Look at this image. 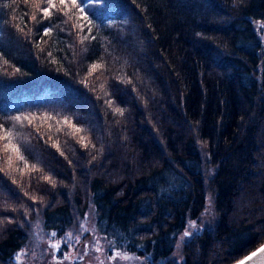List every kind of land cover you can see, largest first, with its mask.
<instances>
[{
	"label": "trees",
	"instance_id": "16d2710c",
	"mask_svg": "<svg viewBox=\"0 0 264 264\" xmlns=\"http://www.w3.org/2000/svg\"><path fill=\"white\" fill-rule=\"evenodd\" d=\"M82 4L93 23L80 36L89 40L81 44L78 30L54 14L58 27L40 52L47 22H32L23 0H0V53L10 62L0 69V118L48 113L84 129L73 136L68 126L56 131L54 120L16 125L22 154L43 171L24 176L22 187L0 172V204L17 209L0 208V264H17L34 219L62 234L89 207L106 248L136 251L141 264L239 259L264 241V27L257 23L264 0ZM97 61L106 70L89 77ZM13 66L21 73L12 75ZM122 75L132 83L115 79ZM81 135L96 148L83 147ZM207 195L209 225L180 240L179 261L177 237L187 218L201 219Z\"/></svg>",
	"mask_w": 264,
	"mask_h": 264
},
{
	"label": "snow or ice",
	"instance_id": "6c2138e0",
	"mask_svg": "<svg viewBox=\"0 0 264 264\" xmlns=\"http://www.w3.org/2000/svg\"><path fill=\"white\" fill-rule=\"evenodd\" d=\"M24 4L29 5L31 8V16L30 19L32 22H35L36 24H45L47 22V25L43 27L39 34L38 41L36 42V48L39 49L40 52H44L45 49L43 48V44L47 43V41L44 39L45 37H51L54 34V29L58 27V25L54 24L52 21V17L54 14H59L63 18V22L65 24L71 23L72 28L77 31V35L79 36V42L81 44L84 43V41L89 40V35H82L80 36V32H82L85 28L88 29L89 34L92 31V20L89 18L88 13L85 11V6L82 4V0H23ZM11 7V4L8 5ZM39 15V19H38ZM260 27H264V21L257 22ZM15 27L18 31L24 32V28L21 27L19 24H16ZM31 32V30H29ZM92 39H95V36L91 37ZM48 57H51V63L58 64L60 63L59 60H57L52 52L47 53ZM0 69H3L6 71V66L9 65V61L3 57V53H0ZM59 70V69H58ZM106 70V65L104 62L97 61L92 63L88 68V76L91 77L95 73L100 72L101 75ZM17 73H21L20 68H16L13 66V72L12 75H16ZM100 77L97 76L96 79H99ZM115 79L120 80L122 83L125 84H131L132 79L131 77H127L126 75L122 76H116ZM84 84H88L89 81L87 78L81 81ZM100 91L103 92L104 96H109L110 94L106 91V85L105 83H100L99 85ZM95 90V89H93ZM100 97H98L99 99ZM105 103L112 108L114 113H118L119 115L123 116L125 109L120 107H113V100L107 99L105 100ZM39 119L40 123H44L48 120H54L57 128L56 131H62L64 126H68L72 131L70 132V135L76 136L78 133H81L84 131V129L76 126L72 123L71 119L67 116L63 117L62 120H58L55 117L51 116L48 113H44L43 116L37 117L35 114H21L17 116H10L6 118H0V161L3 163L0 164V172L4 173L6 176L11 178V182L13 185H17L18 187H22V180L23 177L26 175H29L32 172H42L43 170L38 166V164H29L28 160L25 158V156L22 154L20 146L16 141L17 136L19 135L18 132L15 131L16 125L19 124L21 126L31 125L35 126V121ZM4 120L12 121L14 123H11L9 127H5ZM49 129L52 128V124L48 125ZM37 131H39V128L37 127ZM51 138V137H49ZM78 142L85 148L89 147L91 145L92 148H96L95 144H92L91 141L86 136H79ZM54 146L59 150L60 145L59 142H55ZM102 151V149H101ZM64 153L61 152V155ZM96 157L93 156V159ZM19 162L23 163V167L19 166ZM21 177V179H17V175ZM41 179L47 181L49 184H51L53 187L56 185V180L53 179L51 175H43ZM25 196H29V198L33 201L41 200L42 197H38L36 195L31 194L28 191H24ZM209 202L211 203V198L209 197ZM0 208L4 210H11L12 212H16L17 209L15 206L9 205L6 202L4 204H0ZM38 211V210H37ZM208 209H205V212H207ZM25 214L28 215V209H25ZM9 223H11V219L8 220ZM4 220L0 219V224H3ZM191 227L193 229H196V221H191ZM83 231H88L87 228H83ZM197 232H199V229H197ZM37 236H39V233H36ZM194 233L193 231L185 230L183 234L179 237L181 241H183L185 238H191L193 237ZM57 237V233L55 231H52L49 236L48 245L51 250L54 252H60L62 245L67 246L68 240L72 239V233L69 231L64 234V236L60 237L59 239H54ZM42 239V237H41ZM77 243H79L80 237H75ZM110 243H114L110 242ZM179 247V244L177 245ZM95 250L97 252H103L105 251L102 249L99 245L95 246ZM28 249H21L14 257L16 261H22L23 258L27 255ZM264 254V244H261L260 247H258L255 251L251 252L249 255L245 256L243 259H240L236 262V264H249L250 261H252L254 258L258 257L259 255ZM33 256L36 255L35 252L32 253ZM121 259L124 261H133L139 259L138 257L131 255L127 252H122L119 249L114 250V254L107 256V259L111 261H116L117 259ZM73 259V255L71 252H64L63 253V260H71ZM99 259V258H98ZM53 260L55 261V264H63V260L53 255ZM100 264H103V261L100 262Z\"/></svg>",
	"mask_w": 264,
	"mask_h": 264
},
{
	"label": "rangeland",
	"instance_id": "374dc122",
	"mask_svg": "<svg viewBox=\"0 0 264 264\" xmlns=\"http://www.w3.org/2000/svg\"><path fill=\"white\" fill-rule=\"evenodd\" d=\"M209 195L206 196V202L204 211L201 215V219H190L187 218L185 222V229L189 231H194L197 229H202L204 225H209L210 216L212 214L209 202ZM208 209L205 212V209ZM95 216V209L93 207H89L86 209L82 217H78L76 225L70 226L68 229L64 230V233L57 234V237L54 239H59L60 237L64 236L65 233L71 232L73 238L68 240V245H62L60 252H54L49 248L48 240L51 232H47L43 229L42 222L40 218L34 219L29 227L28 237L25 241V244L21 247L22 249L27 248L29 251L27 255L23 258L22 261H16L17 264H55L53 260V255L63 260V253L64 252H71L73 255V259L71 260H63V264H100L103 261V264H141L142 256L138 254L136 251H122L127 252L131 255L138 257L139 259L133 261H124L121 259H117L116 261H111L107 259V256L114 254V250L111 248H106V241H104V236L102 233H99L95 226L94 221ZM191 221H196V229L191 227ZM83 228H87L88 231H83ZM181 232L177 240L175 242L174 247V256L179 260L183 261L184 257L181 253L180 249V239L179 237L183 234ZM39 233V236L36 235ZM79 236L80 240L77 243L75 237ZM42 237V239H41ZM179 244V247L177 245ZM99 245L105 251L97 252L95 250V246ZM113 248V247H112ZM35 252L36 255L33 256L32 253ZM99 258V259H98ZM236 261V260H235ZM234 262V261H233ZM231 264V263H230Z\"/></svg>",
	"mask_w": 264,
	"mask_h": 264
},
{
	"label": "water",
	"instance_id": "95a60500",
	"mask_svg": "<svg viewBox=\"0 0 264 264\" xmlns=\"http://www.w3.org/2000/svg\"><path fill=\"white\" fill-rule=\"evenodd\" d=\"M261 244H264V241L260 243L258 246H256L254 249L237 259L236 261L232 262L231 264H236V262L240 259H243L245 256L249 255L251 252L255 251L258 247H260ZM249 264H264V254L259 255L258 257L254 258L252 261L249 262Z\"/></svg>",
	"mask_w": 264,
	"mask_h": 264
},
{
	"label": "flooded vegetation",
	"instance_id": "af4514ba",
	"mask_svg": "<svg viewBox=\"0 0 264 264\" xmlns=\"http://www.w3.org/2000/svg\"><path fill=\"white\" fill-rule=\"evenodd\" d=\"M61 233H63V232H61Z\"/></svg>",
	"mask_w": 264,
	"mask_h": 264
}]
</instances>
